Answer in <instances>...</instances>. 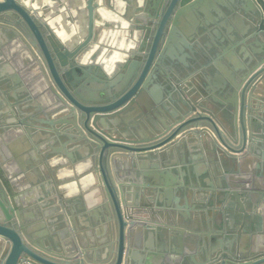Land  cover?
I'll return each mask as SVG.
<instances>
[{
  "label": "water",
  "instance_id": "water-1",
  "mask_svg": "<svg viewBox=\"0 0 264 264\" xmlns=\"http://www.w3.org/2000/svg\"><path fill=\"white\" fill-rule=\"evenodd\" d=\"M71 1L83 16L76 17L75 33L66 35L51 19L54 12L43 15L42 0H0V31L11 33L9 47L27 62L26 80H14L12 74V82L5 81L9 89L0 92V113L10 114L0 118V129L23 127L31 134L33 143L25 142L19 154L29 155V167L42 179L52 177L37 166L53 164L48 161L51 153L35 145L38 138L62 140L63 148L79 142L91 145L85 170L96 178V220L106 234L85 245L66 220L63 226L71 240L64 243L29 225L24 208L36 202L28 192L38 178L0 154V264H137L136 249L149 248L138 229L151 226L157 215L169 224L191 227L178 230L171 237V252L158 255L154 264H264V239L253 241L250 248L241 242L244 234L262 231L256 214L262 208L252 185L237 173L264 147V0H163L158 20L120 27L113 33L115 43L95 35L108 24L103 0ZM107 45L114 50L107 53ZM119 64H124L122 70ZM211 65L213 79L195 75ZM216 90L222 101L213 95ZM207 126L215 136L207 134ZM191 134L205 137L204 145L223 154V164L217 166L222 173L224 166L234 172L223 194L211 195L221 214L229 208L221 222L205 215L203 197L195 195L204 234L191 229L196 219L179 218L167 205L154 207L162 200L161 187L138 185L120 163L124 155L135 162L151 159L164 174L176 167L177 176L164 183L186 198L196 185L175 159L176 148ZM260 183L264 194V180ZM230 195L235 199L226 203ZM54 198L68 209L81 208L68 206L59 193ZM148 257L153 259L151 253Z\"/></svg>",
  "mask_w": 264,
  "mask_h": 264
},
{
  "label": "crops",
  "instance_id": "crops-1",
  "mask_svg": "<svg viewBox=\"0 0 264 264\" xmlns=\"http://www.w3.org/2000/svg\"><path fill=\"white\" fill-rule=\"evenodd\" d=\"M62 2L61 0H42L43 5L41 8L43 10V15L46 16L47 13L51 14L54 12L51 19L57 22L58 28H61L66 35L74 34L76 30V17H78V14H81L78 11L79 7L71 0H64V2ZM122 2L123 0H119L118 2L115 1L116 8L119 9V12L108 10L109 14H104V19L108 21L107 26H105L103 30L102 28H98L95 31V35L101 33L104 36V42L114 41L115 43L117 35H114V37L113 33L123 30L118 28L115 24V21L124 18V15H122L124 14V10L121 7ZM98 18L102 20L101 17ZM10 44L11 33L6 29H2L0 31V55H3L4 58L0 56V92L3 89H9L8 82L5 81L8 79L12 82V77H14L12 74L17 76L14 80H26L24 75H26L25 68L27 62L17 59V56L12 51V47H9ZM105 49H107L108 53L113 47L107 45ZM4 51L9 55H6ZM23 57L25 56L23 55L22 58ZM181 57L185 63L194 66L189 57ZM104 58L103 61L106 63L111 62V59L108 57ZM224 62L223 60V62L220 63L225 65ZM108 65L110 66V64ZM211 66L209 70L200 71V75L210 74V79H213L212 73L215 71V67L213 65ZM28 82H30V80ZM213 95L217 100L222 101L224 99L217 90L214 91ZM34 104L41 105L37 99H35ZM2 106L3 104L0 100V112ZM10 109L14 110V108ZM33 109L34 107L32 105V107H29L26 111H32ZM263 111L260 112L263 113L262 116L264 115ZM5 116H10V114L1 115L0 113V118H4ZM39 117L44 118L45 116L44 114H40ZM6 133H8L9 136L6 135ZM25 133L26 131L23 127H12L7 131H5V129H0V149L7 157L9 156L10 162L15 167L20 170L28 168V173H32L38 178L39 182L35 185L38 186V189L35 190V186H33L32 190L28 192L30 196H35L36 202L24 208L25 218L28 224L38 225L37 228L40 232L51 233L53 236H56L59 241L66 243L71 240V232L66 231L63 226L67 220L71 226L76 228L78 237L83 239L85 245L86 242H99L105 236L106 228L102 223H98L96 220V216L100 214L98 210L100 198L93 192L96 178L85 170V164L90 160V146L85 142H79L78 144H69L67 147L63 148L61 145L62 140L59 142L53 138L45 140H40L38 138L35 145H42V153H51L48 161L53 164L52 167H48L46 163L37 166L39 172L44 176L50 175L49 177H52L51 180L49 178L42 179L37 175L36 171H33V169L29 167V155L27 153L19 154V151L25 146V142L28 141L33 143V139L30 137L31 134L28 135ZM6 136H8V138ZM24 136L27 137V140ZM203 138L205 137H200L198 134L189 135L181 141L184 147L182 149L183 152L176 155L175 164L181 171H186L190 174L189 176H192L193 183L196 185L187 192L186 198L181 191L164 183L166 180H171V178L177 176L176 167L172 168L169 174H164V171L155 167L151 159H141L135 162L133 159L124 155L120 159L122 172L131 174L130 178L135 179L138 185L150 184L154 187H161L158 192H160L162 200L158 202V204H155L154 207L162 208V206L167 205L169 208L175 210V213L180 216L179 218L185 215L192 219H196V225H192L191 229L200 234H204L205 224L201 218L203 217V213L201 214L199 212L201 210V208H198L199 200H194L196 199L195 195H201L203 197V200H200V204L203 205L205 215H212L213 218L216 217L221 222L223 213L229 212V208H225L221 214V212L213 206L211 195L213 192H217V195H222L226 189L225 186L234 176V172H229L228 168L225 166L223 167V165V173L218 169V164H223V154L217 150H210L208 146L204 145ZM68 151H70L69 154ZM237 173L244 181L252 185L253 196L260 202V207L262 208L261 211H257L256 213L259 215V224L262 227V231L255 236L244 234L241 239L242 245L246 248H250L253 241L259 238L264 239V194L260 189V181L264 180V147H261L259 152L251 157L249 165L240 167ZM56 193L60 194V197H62L66 204L69 202L71 206L76 204L81 208L77 210L73 208V210H71L63 207V205L54 198ZM234 199L235 197L230 195L226 203ZM70 200H75V203L72 201L70 202ZM147 202V200L142 199L143 204H147ZM45 211H47L49 215H45V218H42V214ZM183 225L184 226H178V229L185 230L186 232L189 231L191 224ZM167 227L172 228L177 226L167 225L166 218L157 215V219L151 222V226L138 229L140 237L149 248L136 249L133 256L137 264H154L152 262L157 259L158 255L171 252V237L172 235L175 236L177 233L175 230H168ZM52 243L55 244L54 241H52ZM187 247L191 248L189 244ZM148 253L152 254L153 259L151 261H148V258H151L148 257Z\"/></svg>",
  "mask_w": 264,
  "mask_h": 264
},
{
  "label": "flooded vegetation",
  "instance_id": "flooded-vegetation-1",
  "mask_svg": "<svg viewBox=\"0 0 264 264\" xmlns=\"http://www.w3.org/2000/svg\"><path fill=\"white\" fill-rule=\"evenodd\" d=\"M115 1L118 2L119 0H103L102 1L103 5H101V6H104V7L106 6L105 8H106L107 11L108 10H114L116 8ZM162 3H163V0H123V2L121 3L122 4L121 7H122L123 10H125L124 14H123L124 18L120 19V20L118 19L117 21H115V24L117 26H119V28L120 27L122 28V26H125V25H128V24L129 25L130 24L131 25L132 24L138 25V23L142 24L144 22L156 21L159 18V14H158L159 13V7L161 6ZM135 15H137V16H135ZM121 63H123V62H121ZM123 66H124V64H119L117 69L118 70H122ZM195 75H200V73L197 72ZM263 102H264V100L262 101V105L264 106ZM15 110H16V108H14V111ZM263 110H264V108H263ZM206 130H207V134H210V136H212V137L215 136L214 129L211 126H207ZM188 136L189 135H186L185 138L188 137ZM89 146H90V148H92L91 145H89ZM183 148L184 147L180 143L178 145V147L176 148L177 154L178 153H182L183 152V150H182ZM0 154H4V152H2L1 149H0ZM68 206H70V203L68 204ZM167 221L168 220H166V224L167 225L176 226L175 224H169ZM160 226H162V225H160ZM178 226H181V225H178ZM178 226L177 227H172V228L167 227V228H168V230H173V231L175 230L176 233H177L178 230L182 231V229H178ZM172 236H174V235H172Z\"/></svg>",
  "mask_w": 264,
  "mask_h": 264
}]
</instances>
